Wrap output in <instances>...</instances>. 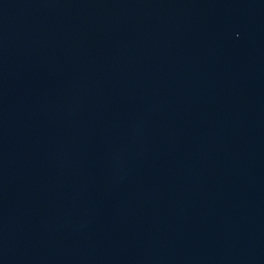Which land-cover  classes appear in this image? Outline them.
<instances>
[{
	"label": "water",
	"instance_id": "1",
	"mask_svg": "<svg viewBox=\"0 0 264 264\" xmlns=\"http://www.w3.org/2000/svg\"><path fill=\"white\" fill-rule=\"evenodd\" d=\"M0 264H264V0H0Z\"/></svg>",
	"mask_w": 264,
	"mask_h": 264
}]
</instances>
